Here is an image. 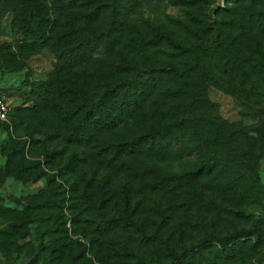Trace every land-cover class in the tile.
I'll return each mask as SVG.
<instances>
[{"label":"rangeland","instance_id":"1","mask_svg":"<svg viewBox=\"0 0 264 264\" xmlns=\"http://www.w3.org/2000/svg\"><path fill=\"white\" fill-rule=\"evenodd\" d=\"M258 7L264 0H0L10 105L0 264H156L147 239L171 223L184 227L171 241L187 247L208 231L264 235ZM93 111L89 124L120 112L123 122L86 134ZM159 131L171 138L162 152ZM138 140L152 151L120 154ZM256 244L242 264H264V236Z\"/></svg>","mask_w":264,"mask_h":264},{"label":"trees","instance_id":"2","mask_svg":"<svg viewBox=\"0 0 264 264\" xmlns=\"http://www.w3.org/2000/svg\"><path fill=\"white\" fill-rule=\"evenodd\" d=\"M256 2V0H254ZM261 3V2H260ZM260 3L255 6H260ZM262 5V4H261ZM259 8V7H258ZM257 12L259 14H262L261 16L264 17V13L262 9H257ZM146 72V75H150V72L148 71H142ZM170 72L167 69L160 68L157 72L158 75H166ZM143 75V77L145 76ZM148 75V76H149ZM146 77V76H145ZM120 88H124L125 85L119 83ZM118 85V86H119ZM135 86L142 87L143 85L137 84ZM107 92V91H106ZM111 101V98H110ZM105 103L109 102V98L105 97ZM103 104V103H102ZM86 105V102H85ZM195 103H192V106H194ZM101 103L97 105V107L100 108ZM97 109V108H96ZM102 110V109H101ZM98 115H95L94 111L85 118V132L87 134L88 130L92 128H99V131H105L109 130L110 128L115 127L116 125L122 124L123 120L121 119L122 113L119 114H109L108 113L104 116H102L101 120L99 121V124H89V120L94 118H98ZM157 135V136H156ZM155 135L157 140V152H162L163 150H166L167 146L170 144V137L168 138L165 133H162L159 131ZM141 140L136 141L135 145L136 147L139 146L137 151L130 150L127 151V149H121L119 150L120 154L123 156H129L131 157L134 154H138L140 152L145 153L147 151H152L151 147H148L150 149H147L146 143H139ZM128 157V158H129ZM157 180V179H155ZM159 183V181L155 182ZM161 184V183H160ZM229 215L234 216L237 220L243 221L244 219H247L246 215H243L241 212L238 211H229L225 212ZM164 215V213H163ZM107 222V221H106ZM178 227H175L172 223L167 225L168 231L165 233V236H159L160 238H152L147 239L148 242L146 244H150V250L154 253V261L156 264H242L244 262V258L242 257L244 252H247L250 249H253L259 242L262 240L263 230L260 228L254 229V228H246V229H240L235 234H224V235H218L215 231H208L204 236L201 237V239H198V241L189 243L188 247L184 245L183 237H179V241H176L175 239L173 241L172 234L176 231V228H179L180 235L184 232V227L181 223L177 224ZM166 227V224H164ZM258 226V225H256ZM12 227H15V225H12ZM165 227L158 226V231L163 232L162 230L165 229ZM166 231V229H165ZM257 235L256 238H254V235ZM263 243V242H261ZM144 246V245H143ZM178 246H180V251L178 253H174L175 248L177 249ZM165 249H170L173 251L174 255L170 259V261L166 262L167 257L164 253L160 255L159 252H166ZM260 259V258H258ZM257 259V261H258ZM76 260L72 259L71 262H75ZM250 264V262L246 263ZM259 264V262H258Z\"/></svg>","mask_w":264,"mask_h":264},{"label":"built area","instance_id":"3","mask_svg":"<svg viewBox=\"0 0 264 264\" xmlns=\"http://www.w3.org/2000/svg\"><path fill=\"white\" fill-rule=\"evenodd\" d=\"M10 112V105L4 96L0 94V122H4L8 119Z\"/></svg>","mask_w":264,"mask_h":264}]
</instances>
